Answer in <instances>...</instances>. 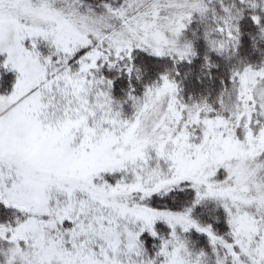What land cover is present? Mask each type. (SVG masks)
I'll return each instance as SVG.
<instances>
[{"label": "snow or ice", "instance_id": "1", "mask_svg": "<svg viewBox=\"0 0 264 264\" xmlns=\"http://www.w3.org/2000/svg\"><path fill=\"white\" fill-rule=\"evenodd\" d=\"M0 264H264V0H0Z\"/></svg>", "mask_w": 264, "mask_h": 264}]
</instances>
